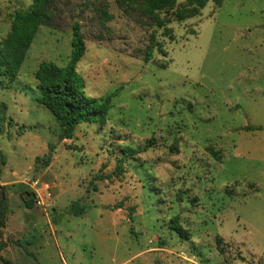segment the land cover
Masks as SVG:
<instances>
[{
	"label": "rangeland",
	"instance_id": "374dc122",
	"mask_svg": "<svg viewBox=\"0 0 264 264\" xmlns=\"http://www.w3.org/2000/svg\"><path fill=\"white\" fill-rule=\"evenodd\" d=\"M33 1L0 0V39ZM107 3L114 17L103 21L97 6ZM60 9L17 78L0 83V184L7 213L34 231L21 245L43 242L44 264H264V0H209L165 26L116 0H60ZM76 21L84 91L113 99L106 123L82 122L60 140L36 72L44 61L67 65ZM76 199L82 214L71 211ZM1 251L0 264H23Z\"/></svg>",
	"mask_w": 264,
	"mask_h": 264
},
{
	"label": "trees",
	"instance_id": "16d2710c",
	"mask_svg": "<svg viewBox=\"0 0 264 264\" xmlns=\"http://www.w3.org/2000/svg\"><path fill=\"white\" fill-rule=\"evenodd\" d=\"M209 0H187L180 7L177 0H116L117 4L126 12L139 10L141 14L148 16L159 26H165L171 22L169 14H174L176 19L184 20L200 13ZM216 4L223 0H213ZM109 4L97 6L103 21L110 20L114 16L108 12ZM60 0H34L27 8L17 10L11 23L8 34L0 39V83L5 79L12 83L18 76L19 70L25 60L31 43L41 26H59L61 18ZM166 13L167 16L162 15ZM154 46L146 50L144 60L150 61L153 57ZM86 52V41L81 24L73 23V39L71 57L67 65L61 66L53 61H44L36 72L37 87L40 90L39 101L53 113L59 127V139H72L75 136L76 127L82 122H107L109 110L112 106L113 94L103 98L89 95L84 91L85 80L77 69L78 62ZM7 106L0 101V133L4 131ZM14 122L13 117L9 123ZM247 128H251L248 126ZM53 146V143L50 144ZM53 149H51L52 151ZM209 150L218 156L213 148ZM137 149L124 148V152H133ZM51 154L44 158V166L49 165ZM80 199L71 203V211L82 214L86 206ZM9 213V212H8ZM7 201H4L0 209V238L3 237L2 228L8 217ZM6 247V241L0 239V250Z\"/></svg>",
	"mask_w": 264,
	"mask_h": 264
},
{
	"label": "crops",
	"instance_id": "0c3cea01",
	"mask_svg": "<svg viewBox=\"0 0 264 264\" xmlns=\"http://www.w3.org/2000/svg\"><path fill=\"white\" fill-rule=\"evenodd\" d=\"M2 188V184H0ZM54 190L57 188V184ZM57 190V189H56ZM58 192L56 191V194ZM28 205V204H27ZM53 218L48 216V222H50L48 225L53 228L54 230L52 233L54 235L56 234V230L53 227L52 221ZM52 221V222H51ZM3 230V237H10L12 240H16V245L8 243L4 249H2L1 253L4 250L10 249L12 254V258L10 259V263H13L16 260L22 261L23 264H37L35 261H38L39 256L41 255L40 249L44 248V243L42 242L41 244H34L33 240L28 243V247H23L21 245V241H25V239H22L21 236H27L29 235L30 237L33 236L34 231L30 228V223L29 219L26 218L25 216H21L19 214H16L15 212H9V215L6 220L5 226L2 228ZM32 230V231H31ZM56 238V236H54ZM16 260H15V258ZM7 262V261H5ZM38 264H44L42 261H38ZM55 264V263H52Z\"/></svg>",
	"mask_w": 264,
	"mask_h": 264
},
{
	"label": "water",
	"instance_id": "95a60500",
	"mask_svg": "<svg viewBox=\"0 0 264 264\" xmlns=\"http://www.w3.org/2000/svg\"><path fill=\"white\" fill-rule=\"evenodd\" d=\"M1 187V186H0ZM6 195L5 192L2 190L1 188V201H0V209L5 201ZM24 198L27 199V204L28 206H33L35 203V199H36V194L34 192H32L29 196L28 195H24Z\"/></svg>",
	"mask_w": 264,
	"mask_h": 264
},
{
	"label": "built area",
	"instance_id": "2783aa9c",
	"mask_svg": "<svg viewBox=\"0 0 264 264\" xmlns=\"http://www.w3.org/2000/svg\"><path fill=\"white\" fill-rule=\"evenodd\" d=\"M31 184L29 182H27V184L31 185L32 188H35L36 191L38 190L37 187H38V184H40L39 180L38 179H34V180H31ZM37 198V196H36ZM0 201H1V187H0Z\"/></svg>",
	"mask_w": 264,
	"mask_h": 264
}]
</instances>
